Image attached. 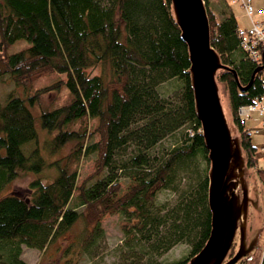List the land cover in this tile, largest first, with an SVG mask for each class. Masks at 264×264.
Here are the masks:
<instances>
[{"label":"trees","instance_id":"trees-1","mask_svg":"<svg viewBox=\"0 0 264 264\" xmlns=\"http://www.w3.org/2000/svg\"><path fill=\"white\" fill-rule=\"evenodd\" d=\"M222 1L226 7L218 19L211 0H204L210 42L236 78L224 70L216 78L227 93L228 122L237 130L246 165L255 168L264 186L257 148L238 115L241 106L263 95L262 73L241 91L259 65L241 49L237 20ZM18 40L28 45L7 54ZM189 66L170 0H0V81L5 76L24 92L23 98L9 91L0 104V191L19 176H37L24 194L0 198V264H25L22 247L46 252L80 218L87 230L78 245L86 252L103 235V217L114 214L126 217V242L142 256L147 249L159 254L184 241L192 244L190 257L201 250L210 232L208 170L201 178L192 163L197 155L208 158ZM95 68L98 73L90 74ZM51 75L56 78L49 84L32 88ZM62 90L67 99L39 113L43 136L28 106ZM184 127L190 133L175 137ZM163 139L170 145L160 156L154 149ZM68 143H73L69 154L48 160ZM89 155H94V169L80 178ZM47 169L55 174L43 180L40 173ZM181 171L197 184L189 183L188 194L160 215L156 194L170 188ZM120 173L129 179L124 187ZM77 206L80 212L72 208ZM262 249L256 264H264V244ZM61 258L39 264H77L79 259Z\"/></svg>","mask_w":264,"mask_h":264},{"label":"water","instance_id":"water-1","mask_svg":"<svg viewBox=\"0 0 264 264\" xmlns=\"http://www.w3.org/2000/svg\"><path fill=\"white\" fill-rule=\"evenodd\" d=\"M180 39L189 57L190 86L195 115L200 122L204 147L209 161L207 205L210 232L201 250L185 264H236L256 248L258 234L247 232L249 207L259 211V198L254 187L250 196L241 140L236 128L227 121L217 82L220 70H234L223 65L210 42V23L204 0H170ZM263 64L255 68L250 82L240 86L245 91L253 83ZM238 233V248L228 258Z\"/></svg>","mask_w":264,"mask_h":264},{"label":"rangeland","instance_id":"rangeland-1","mask_svg":"<svg viewBox=\"0 0 264 264\" xmlns=\"http://www.w3.org/2000/svg\"><path fill=\"white\" fill-rule=\"evenodd\" d=\"M227 5L231 8L239 27L241 28H249L250 21L247 18L240 1L235 2V0H224ZM252 5L258 8H264V0H251ZM12 7H14L11 2L9 3ZM211 8L214 10V13L218 19H221L223 16L222 12L226 7L225 3L222 0H211L210 2ZM15 9V8H14ZM16 10V9H15ZM110 19L114 18V14L110 11ZM27 42L25 40H18L14 42L7 50V54H11L17 52L20 49H23L27 46ZM90 74H97L98 69H90ZM56 78L55 75H51L48 77H44L36 81L32 84V88H39L44 85L49 84ZM219 92L222 100V105L224 109V113L226 119L228 121L229 109H228V98L227 93L225 91L224 85L219 82ZM11 91L14 95H20L23 97V90H20V87H15L13 84L4 76L0 81V104L2 105L5 100V94ZM30 94V92H29ZM28 94V95H29ZM18 95V96H19ZM26 94V97L28 96ZM68 93L64 90L61 92L51 91L49 93H45L41 95L38 102L32 104V106H28L29 111L32 115H34L35 125L38 133H41L42 129L40 127L39 121V113L42 109L52 106L55 103H61L67 99ZM264 116H259L257 112H252L251 117L247 118V126L252 129L251 141L258 148L257 155V167L259 169H264V154L260 149V146L264 144V125H262V120ZM258 129L259 133L255 134V130ZM190 129L184 127L176 132L175 137H180L188 132L190 133ZM43 136L45 134L41 133ZM40 136V142H42L45 138ZM44 138V139H43ZM170 141L168 139H163L154 149V152H158L161 156V152L169 146ZM73 148V143H68L65 145L56 155L50 156L48 160H54L58 158H62L69 154L71 149ZM153 152V153H154ZM43 156H47L46 153L42 154ZM51 158V159H50ZM192 163V167L197 171L198 175H203L207 173L209 168L208 160L204 159L202 156H196ZM94 169V155H89L82 160L79 175L80 178L90 174ZM185 170V169H184ZM248 180L250 191H253L254 187L257 189V194L259 198V207L260 210L256 211L252 207H249V216H248V225L247 232L252 233L255 228L260 227L262 229V235H260L261 239H259V243L256 248L252 251L248 257L242 259L236 264H256L258 262V257L260 256V252L263 250L262 245L264 244V186L260 183L258 176L256 175L255 168H249ZM188 172L181 171L177 173V177L174 178V181L170 185V188H165L159 192H157L155 197V207L157 209L162 207L163 210L159 213L160 215L167 214L169 210H172L179 201L181 196L188 194V184L196 185V179L189 178ZM196 173V175H197ZM55 174L54 169H47L40 173L41 178L50 180ZM106 172L103 174L105 175ZM37 177L36 175L28 174L19 176L18 178L11 181L0 191V198L8 193L19 191L24 194L27 184L31 179ZM196 178V177H195ZM118 181L124 187L128 184L129 179L123 176L122 173L118 176ZM252 193V192H251ZM77 212H80L82 206L72 207ZM126 217L121 214L107 215L102 219V228L103 235L99 237L96 242L91 246V248L84 252L80 250L78 242L86 233V223L83 219H78L68 230L66 233L61 235L51 246L43 252L41 250L36 249H28L22 247L20 258L25 262V264H39L41 262H50L52 263L55 260H58L63 255L70 256L74 258H78L77 264H173L179 261L185 260L187 258H191V250L192 244L189 241L178 242L172 245L169 249L165 250L162 253H156L147 249L148 253H145L142 256V252L140 248H130L131 244L126 242L125 233L123 231L122 226L124 225ZM238 233L235 237V240H238ZM127 243V244H126ZM235 245V242H234ZM236 247V246H234ZM236 250V248H235ZM74 251H77L74 253ZM63 259V258H61Z\"/></svg>","mask_w":264,"mask_h":264},{"label":"built area","instance_id":"built-area-1","mask_svg":"<svg viewBox=\"0 0 264 264\" xmlns=\"http://www.w3.org/2000/svg\"><path fill=\"white\" fill-rule=\"evenodd\" d=\"M241 3V6L250 21L249 28L237 29V36L240 40L241 49L247 54V57L259 66L263 64L264 52V8L256 9L251 0H235ZM260 79L264 86V70L261 71ZM252 112H257L259 116H264V93L253 103L241 106L238 109L239 125H242L248 135H252V129L247 126V118L251 117ZM264 125V118L262 120ZM255 134L259 133L256 129ZM264 154V144L260 146Z\"/></svg>","mask_w":264,"mask_h":264},{"label":"flooded vegetation","instance_id":"flooded-vegetation-1","mask_svg":"<svg viewBox=\"0 0 264 264\" xmlns=\"http://www.w3.org/2000/svg\"><path fill=\"white\" fill-rule=\"evenodd\" d=\"M252 191H250L249 193H250V196L252 197L253 196V193H251ZM254 232H257V234H258V243H259V239H261V237H260V235H262L261 233H262V229L260 228V227H258V228H255L253 231H252V233L250 232L249 233V235H251V234H253ZM235 242V246H236V250H237V248H238V242H239V240H236V241H234ZM257 243V244H258ZM236 250H234L233 251V253H229V255H228V258L229 257H231L235 252H236ZM248 257V256H247ZM246 258V257H245ZM245 258H243V259H245ZM242 260V259H241ZM240 260V261H241Z\"/></svg>","mask_w":264,"mask_h":264},{"label":"bare ground","instance_id":"bare-ground-1","mask_svg":"<svg viewBox=\"0 0 264 264\" xmlns=\"http://www.w3.org/2000/svg\"><path fill=\"white\" fill-rule=\"evenodd\" d=\"M263 70H264V69H263ZM260 72H261V71H260ZM233 245H234V243H233ZM233 245H232V247H233ZM232 247H231V248H232ZM230 250H231V249H230Z\"/></svg>","mask_w":264,"mask_h":264}]
</instances>
